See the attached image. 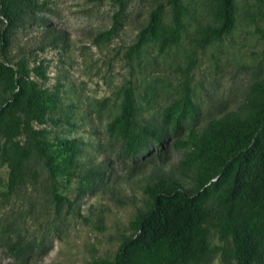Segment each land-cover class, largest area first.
<instances>
[{
  "label": "rangeland",
  "instance_id": "374dc122",
  "mask_svg": "<svg viewBox=\"0 0 264 264\" xmlns=\"http://www.w3.org/2000/svg\"><path fill=\"white\" fill-rule=\"evenodd\" d=\"M35 1L40 8L22 20L25 28L16 33L12 51L24 54L30 66H42L43 76L31 72L30 79L56 96L47 122L34 127L44 130L49 145L57 137L75 138L80 153L75 175L58 189L71 207L56 208L47 170L34 152L15 184L8 166L0 167V264H96L132 234L130 222L148 205L143 188L155 168H173L184 189L196 191L193 172L177 169L190 147H175L172 140L191 128L200 134L211 118L236 109L264 75V0H235L231 29L208 43L198 38L216 23L215 0H180L179 42L160 49L151 40L130 55L128 46L149 10L161 3L169 12L168 0H128L121 16H115L116 0ZM114 18L118 32L99 35ZM47 27L65 31L69 45L37 49ZM127 86L137 104L136 130L163 124L166 109L180 111L186 97L195 109L180 127L166 124L170 138L163 145L149 139L128 154L125 140L109 128ZM6 96L0 88V104ZM209 241L213 253L201 264H229L230 245L215 228Z\"/></svg>",
  "mask_w": 264,
  "mask_h": 264
},
{
  "label": "trees",
  "instance_id": "16d2710c",
  "mask_svg": "<svg viewBox=\"0 0 264 264\" xmlns=\"http://www.w3.org/2000/svg\"><path fill=\"white\" fill-rule=\"evenodd\" d=\"M168 1L169 12L161 3L149 10L128 46L129 55L151 40L160 49L179 42L183 5L180 0ZM116 2L115 16H121L128 0ZM33 8H40L35 0H0V18L5 22L0 27V88L7 94L0 104V167L8 166L9 180L15 184L34 152L47 170L56 208L65 203L71 207L72 201L58 189L76 173L77 140L57 137L49 145L44 130L34 127V123L47 122L56 96L30 79L31 72L43 76L42 66H30L24 54L16 57L12 52L16 33L25 28L22 20ZM213 17L216 23L198 38L203 43L219 40L231 29L236 20L235 0H215ZM119 25L114 18L111 28L99 35L110 38ZM40 35L37 49L41 50L63 48L70 42L61 29L43 28ZM172 109L164 112L163 124L141 125L136 130L137 104L132 87L127 86L121 112L109 128L125 140L128 154L149 139L163 145L170 138L166 124L180 127L195 105L186 97L180 111ZM172 144L190 147L177 169L184 175L193 172L196 191L187 192L173 168H155L143 188L148 205L130 222L132 234L112 257L98 259L96 264H201L213 253L211 228L230 245L227 263L264 264V75L252 82L236 109L211 118L200 134L191 128Z\"/></svg>",
  "mask_w": 264,
  "mask_h": 264
}]
</instances>
